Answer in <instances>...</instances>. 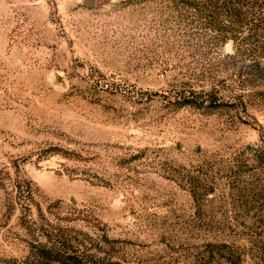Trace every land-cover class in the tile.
<instances>
[{
	"label": "rangeland",
	"instance_id": "obj_1",
	"mask_svg": "<svg viewBox=\"0 0 264 264\" xmlns=\"http://www.w3.org/2000/svg\"><path fill=\"white\" fill-rule=\"evenodd\" d=\"M167 18L148 0H0V264H39L55 234L91 264H221L206 238L256 214L226 173L201 204L182 175L263 143L264 86L240 89L242 62ZM215 78L225 104L181 105Z\"/></svg>",
	"mask_w": 264,
	"mask_h": 264
},
{
	"label": "trees",
	"instance_id": "obj_2",
	"mask_svg": "<svg viewBox=\"0 0 264 264\" xmlns=\"http://www.w3.org/2000/svg\"><path fill=\"white\" fill-rule=\"evenodd\" d=\"M148 1L157 3L168 11L167 21H177L179 36L185 44L197 47L203 55H223L232 59L235 64L242 62L243 65H238L245 68V71L233 78L234 84L240 89L264 86V0ZM230 40L234 42L235 51L233 54H223L222 49ZM246 60L251 63L245 66ZM225 82L215 78L212 91L199 92L201 96L197 99L184 95L181 105H207L216 108L225 104L219 99L221 87L224 86L221 84ZM212 92H215L214 99L211 97L214 95ZM255 94L263 95L264 91L259 88ZM249 95L251 100L254 94ZM239 96L244 104L243 95ZM202 166L207 170L199 172V175H182V179L194 189V199L198 203H203V196L206 198L211 193L215 197L216 192L213 191L218 184L215 174L222 172L226 173L227 178H222L225 183L234 187L231 198L235 205L240 209L247 206L244 208L247 212L253 209L256 211V214L241 222L235 220L236 225L242 224L241 228L235 229V226H230V222L223 226L221 223L218 233L211 239L206 238L205 246L209 256L207 263L244 264L249 255L264 262V141L257 147L245 146L228 160L205 161ZM240 172L245 174L242 176ZM230 228L234 232L225 233ZM66 238L61 239L55 234L52 245L49 248L44 246L41 250L38 257L42 261L39 264L92 263L93 260L88 255L82 254Z\"/></svg>",
	"mask_w": 264,
	"mask_h": 264
},
{
	"label": "water",
	"instance_id": "obj_3",
	"mask_svg": "<svg viewBox=\"0 0 264 264\" xmlns=\"http://www.w3.org/2000/svg\"><path fill=\"white\" fill-rule=\"evenodd\" d=\"M88 1V0H87ZM226 50L228 52H233L234 51V45H233V42L229 41L227 44H226Z\"/></svg>",
	"mask_w": 264,
	"mask_h": 264
}]
</instances>
